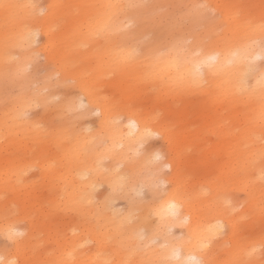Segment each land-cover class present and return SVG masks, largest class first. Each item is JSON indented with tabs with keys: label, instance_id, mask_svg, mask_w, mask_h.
<instances>
[{
	"label": "snow or ice",
	"instance_id": "snow-or-ice-1",
	"mask_svg": "<svg viewBox=\"0 0 264 264\" xmlns=\"http://www.w3.org/2000/svg\"><path fill=\"white\" fill-rule=\"evenodd\" d=\"M0 7L5 14V103L13 106L11 118L5 120L4 140L11 134L20 135L18 130L31 121L32 110L43 104L57 115L47 127L33 124L31 130H25L24 138L43 132L41 139H59L68 146L66 162L85 166L83 174L77 173L81 180L99 174L108 178L103 199L102 180L65 183L59 200L46 205L40 224L27 206L5 203L0 213V264H77L78 253L91 241L75 244L54 260L37 258L48 247L42 229L57 232L72 214L107 243L115 242L125 253L123 264H264V12L256 20L238 10L232 22L225 23L219 6L207 3L71 6L77 15L81 8L95 10L79 25L83 37L79 47L85 49L91 47L92 40L129 32L142 23L170 30L167 68L157 72V62L148 77L160 81V88L153 92H199L209 87L206 75L210 74L221 81L218 91L224 100L252 106L243 129L245 151L255 148L257 142L260 150L247 158L251 169L259 166L248 186L259 183L262 195L250 208L252 193L233 198L226 185L229 178L215 177L198 188L192 186L194 177L188 173L183 155L168 147L175 126L162 123L158 99L104 95V89L89 82L87 76L69 77L75 63L34 51L42 45L46 50L59 47L55 29L43 36L32 30L36 10L44 17L53 9L69 6L0 3ZM173 7L182 11L172 12ZM155 8L169 14L157 16L151 11ZM261 8L264 10V0ZM133 11L136 18H128ZM9 20L19 21L20 30L10 29ZM178 31L184 35L176 38ZM20 53L26 55L22 58ZM137 56L133 47L110 51L106 58L110 69H117L126 68ZM165 140L167 143H161ZM111 162L115 167L107 166ZM31 171L33 166L24 164L6 173V184L14 180L22 185ZM4 199L7 201V194ZM203 200L209 202L196 209L194 217L193 205ZM118 201L124 202L120 209L116 208ZM218 211L223 212V218L215 215ZM78 234L73 229L72 235ZM103 264L115 262L105 259Z\"/></svg>",
	"mask_w": 264,
	"mask_h": 264
},
{
	"label": "bare ground",
	"instance_id": "bare-ground-1",
	"mask_svg": "<svg viewBox=\"0 0 264 264\" xmlns=\"http://www.w3.org/2000/svg\"><path fill=\"white\" fill-rule=\"evenodd\" d=\"M0 3H36L42 6L47 5H65L63 7L49 11L44 17L38 15L31 21L32 30L39 31L41 35L48 34L55 29V38L59 47L55 50L42 45L34 51L44 52L51 59L55 56L58 60L67 59L77 65L74 72L69 73L70 78H79L87 76L89 82L95 83L98 87L104 89L106 86H112L119 90L117 99L125 95H131L134 98L142 99L148 97L151 100H159L156 105L163 113V124L175 126V131L170 133L172 140L168 145L170 150L183 155L184 161L188 168V173L194 177L192 186L198 188L201 184H206L215 177H226L227 189H232V185L237 188H243L252 193V201L249 207H254L259 203L262 190L259 183L249 188V180L255 179L258 175V167L251 169L246 161L250 153H258L257 149L245 151L244 125L249 119L248 113L252 106L243 101L224 100L222 94L218 91L220 80L214 79L210 74L206 75L209 81V87L199 92H169L167 90L153 92V89L160 88V81L149 79L153 72V66L158 62L157 72H164L167 68L171 56L168 54L172 37L169 35V29L161 27L159 24H140L129 32L113 33L112 35L91 41V47L85 49L79 47L83 37L78 29L79 25L84 22L89 15L94 13V9L81 8L79 15L74 5H93L105 3H122L138 4L146 3L160 6H179L191 5L196 3H207L213 6H219L218 12L223 15L225 23L232 22L235 13L243 11L250 14L252 18L259 20L262 15V0H252L251 3L245 0H45L41 4L39 0H0ZM241 6L240 9L231 6ZM157 16H167L168 11L162 8L151 10ZM172 12H180L182 9L173 7ZM135 11L129 14L130 19H135ZM123 19V17H122ZM9 28L19 31L21 24L17 20H9ZM152 35L148 42H143L142 36ZM5 14L0 7V139L4 140L5 120L11 118L13 106L11 103L5 104V90L3 86V70L5 64ZM184 33L177 32V37L183 36ZM136 48L138 56L135 61L126 68L110 69L107 60V54L118 48ZM23 58L25 53H20ZM113 82H110L112 81ZM105 89L103 94L105 93ZM193 95H203L202 100L208 102L206 107L211 105L220 106L228 110L226 121L216 114H208V109L202 113L206 118L203 125L198 126L196 120L191 118L190 112L194 108L195 101L188 99ZM43 111L37 117L25 123L24 128L19 129L20 135L11 134L7 141L4 140V146L0 148L5 151L4 155L0 153V213L5 203L13 202L19 204L22 208L27 206L30 211L36 213L37 223H42V212L49 202L58 201L61 195V189L65 183L75 181L76 184H90L93 179L104 181L107 186V177L99 174L92 179L81 180L77 173L83 174L85 166L78 163L69 164L65 160L67 145L59 139L48 138L41 139L43 132H32L30 138H24L25 130H31L33 124H46L47 126L55 118L57 113L54 110L45 108L42 104ZM45 126V125H44ZM159 127V126H158ZM241 131L238 132L237 130ZM258 134V128H257ZM208 135L218 138L219 144L207 139ZM222 138L228 140V146L231 148L229 160L224 163L218 161L221 149L224 146ZM164 142L167 143V140ZM1 152V151H0ZM238 161L237 165L234 162ZM39 164L43 171V177L47 180L45 189L39 195L38 189L34 182L16 185L14 180H8L6 184V173L11 172L24 164ZM55 163V167L51 165ZM91 165V162H89ZM108 167H115V162H111ZM7 194V201L4 197ZM107 195V194H106ZM103 195L100 199H103ZM208 200L198 201L193 205V215L195 210L208 204ZM111 213H109L110 215ZM75 214L69 215L64 220L57 232H50L46 228L42 229L43 240L51 241L58 245V253L49 257L38 256V259L54 260L60 257L62 252L71 249L75 244L84 240L93 243L92 248L86 246L81 250L77 257V264H103L105 259H111L115 264H123L125 253L120 251L115 242L107 243L101 234L97 233L94 228H85L79 219H74ZM216 216L223 218V212L218 211ZM139 227V225L137 226ZM75 229L79 234L72 235Z\"/></svg>",
	"mask_w": 264,
	"mask_h": 264
},
{
	"label": "rangeland",
	"instance_id": "rangeland-1",
	"mask_svg": "<svg viewBox=\"0 0 264 264\" xmlns=\"http://www.w3.org/2000/svg\"><path fill=\"white\" fill-rule=\"evenodd\" d=\"M39 1L41 4L45 3V0H39ZM245 1H248L249 3L252 2V0H245ZM151 38H152L151 34H150V36L149 35L142 36L143 42H148ZM110 82H113V80ZM104 89L106 91L105 93L109 96H119V94H120V91L115 90V88H113L112 86H106ZM202 98H203V95H201V96L200 95H193V96H190L188 98V99H192L195 101L194 108L190 112V116H191V118H194L196 120V123L198 126H202L204 124L203 120L206 117L204 115H202V113L205 109H208L209 115L210 114H216V115H218V117L220 115L223 118V121L227 120L226 117L228 116V110L222 109L220 106L217 107L214 104L211 105L210 107H206L209 103L206 101H203ZM6 105H8V104H6ZM32 111H33L32 118H34V117H37L38 115H40L41 112L43 111V109H42V107H39V108H34ZM44 125H45V127H47L46 124H44ZM86 126L87 125H84V126H82V128L86 127ZM0 132H1V128H0ZM0 135H1V133H0ZM207 139H211L213 142H215L217 144H219L221 142L218 138L213 137L212 135H208ZM222 141L224 143V146L221 149V153L218 157V161L224 163L226 160L230 159V157H228V155H231V152H230L231 148H229L228 143H227L228 140L226 138H222ZM0 142H1V147L4 146L5 143H4L3 138L0 139ZM161 143H166V142L162 141ZM254 149H257L258 151L260 150L259 142L256 143V147ZM250 150H248V151H250ZM0 151H1L0 152L1 155L5 154V151H3L2 148H0ZM237 163H238V161H235L234 165H237ZM32 166H33V171L29 172V174L24 178V183L34 182L37 189H38L39 195H41L43 190L46 188L45 183L47 182V180L43 177V174H42L43 169L39 164L36 163V164H33ZM106 187H107L106 184H104V189H100V197L107 194V191L105 190ZM232 187L233 188L228 190V192H230L232 194L233 198L238 197V196H247L249 193V191L246 189L237 188L235 184L232 185ZM242 189L245 191H241ZM123 206H124V202H122V201H118L116 203L117 209H120ZM43 242L48 247L45 249L44 252L39 253L38 256H45L48 252H53L54 255L58 253V245L53 244V242H51V241L45 242L43 240ZM92 247H93V243L88 245V248H92Z\"/></svg>",
	"mask_w": 264,
	"mask_h": 264
}]
</instances>
